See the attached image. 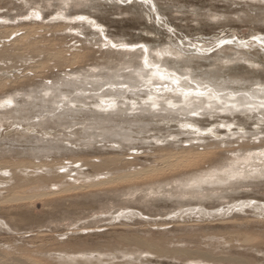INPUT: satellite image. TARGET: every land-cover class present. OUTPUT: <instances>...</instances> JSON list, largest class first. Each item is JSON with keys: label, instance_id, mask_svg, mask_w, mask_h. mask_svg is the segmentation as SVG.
Segmentation results:
<instances>
[{"label": "bare ground", "instance_id": "6f19581e", "mask_svg": "<svg viewBox=\"0 0 264 264\" xmlns=\"http://www.w3.org/2000/svg\"><path fill=\"white\" fill-rule=\"evenodd\" d=\"M23 1L39 5L29 6L30 11L17 22L19 24L13 26L10 18L0 15V64L8 66L5 71L0 70L3 75L0 76V124H5L6 117L15 112L17 103L24 102L23 99L17 101L21 99L16 98L19 89L25 90L28 97L39 89L49 95L50 89L54 92L62 83L72 86L75 82L89 81L88 85L97 86L99 81L107 80L103 75H108V80L114 82L107 83L108 88L102 84L98 89L100 94H93L90 103H83L86 108L79 110L80 117L74 118L78 111L72 110L60 116L59 122L51 117L49 123L61 126L70 119L75 120L74 125L106 123L111 131L113 124L128 129L152 130L158 123L175 121L176 128L168 125L172 127L169 128L171 134L188 136L175 140L177 137L170 135L172 141L166 145L158 144L162 141L157 139V144L138 153L139 148L126 143L131 139L123 131L117 132L116 138L108 136L98 142L102 143L99 145L96 144L98 137L94 136L83 142L87 148L78 145L75 149V153L81 154L79 157L67 159L60 158V154L64 155L70 148L43 142L48 141L52 133L39 134L38 123L0 128V159L8 160L0 162V237L11 231L3 217L11 213L24 221L25 215L21 216L18 210L27 207L31 201L65 214L71 212L74 197L87 201L96 195H111L117 197L115 200L128 203L133 202L135 195V200H140L138 203L155 197L154 200L161 199L157 208L168 207L173 203L169 200L174 197L181 201L192 197L195 202L187 199L180 203L182 208L186 207L184 210L172 208L170 213L163 215H151L144 209L123 205L125 208H119L117 212L128 213L127 216H116V212L106 218L108 223L103 221V225L90 224L91 221L83 219L79 221L83 225L76 231L54 234L50 238L45 235L50 233L48 229L18 232L23 246H6L8 241L0 242V264H105L109 259L115 260L110 264H135L134 261L160 264L162 262L157 259L176 256L182 258L181 262L171 259L177 264H248L234 256L240 252L231 248L260 252L264 247V203L254 200L250 193H244L249 191L245 188L264 184V181L256 182L264 179V33L250 38L221 39L203 31L193 42H185V45L180 40L177 45L170 37L167 39L165 30H159L162 25L147 24L141 16L146 12L149 21L157 16L160 23L170 25L173 18L164 21L160 9L169 7L171 2L133 0L128 4L126 2L131 0H110L123 6L113 5L111 12L106 9V0H60L54 11L49 10L46 0L42 5V0ZM7 4L14 5L10 1ZM62 5L70 7L67 14L59 12ZM77 6L80 9L74 10ZM115 15L127 16L124 21L132 22L126 34L147 41L152 38L132 32L149 34L150 31L161 34L163 41H153L150 47L142 42L127 43L108 38L102 28L120 23L121 20L113 19ZM51 16L54 17L50 19ZM66 30L68 33L62 34ZM84 30L96 36L97 48H94L96 41L88 39L89 35L79 37ZM184 49L195 51L187 53ZM170 56L185 60L173 62ZM123 65L126 67L120 70H127L121 75L105 71ZM201 67L204 68L202 72L198 70ZM18 70L20 74L13 72ZM197 70L201 73L223 71L220 72L223 79L212 82ZM68 104L74 105L72 100H67L64 107ZM203 122L207 123L205 128ZM75 132L83 131L77 127ZM60 140L73 143L65 134ZM53 151L56 152L55 159L40 160L38 154L49 155ZM20 158L27 159L18 160ZM203 185L208 186L207 191ZM235 193L239 195L237 200L231 197ZM213 198L217 201L206 202ZM122 219L128 221L122 224L123 228L137 233L108 231L115 222L125 221ZM212 221H222V226L227 225L232 230L226 235L200 237L203 229L211 228L207 225ZM155 231L158 233L150 234H173V238L149 240L139 236ZM90 235L107 238L104 244L116 240V253L122 255V260L118 262L117 256H111L105 247L92 250L76 246ZM200 238L212 247L189 249L185 244L174 242L197 245ZM216 242L223 247L218 254L214 252L215 247L220 246ZM166 246L171 248L168 250ZM142 249L148 250L154 260L152 257L141 258Z\"/></svg>", "mask_w": 264, "mask_h": 264}, {"label": "rangeland", "instance_id": "374dc122", "mask_svg": "<svg viewBox=\"0 0 264 264\" xmlns=\"http://www.w3.org/2000/svg\"><path fill=\"white\" fill-rule=\"evenodd\" d=\"M7 1L13 2L14 5L7 4ZM48 1L46 0L45 2L48 3L47 5L49 7V10H51L50 8H52V11L57 10L58 6H55V5L58 2H60V0H52V2H51V0H50V2H48ZM98 1L103 2L104 0H98ZM132 1L133 0H131L130 2L127 1L126 3L131 4ZM162 1H164V2H162ZM165 1L166 0H160V1L158 0V2H160L161 4H164V3L168 4L171 2L169 7L165 8L163 6V8L160 9V12L163 15L162 18L164 21H166V18H168L170 20H171V18H173L170 21V25L167 24V26H165V24L163 25L162 23H160L158 21L159 19H157V16H154L153 20L149 21V19L148 18L146 19V17H145L146 12H142L141 16L144 17L147 24H152L155 27L159 26V24L162 25V26H159V30H161V29L165 30V32L168 35L167 39H169V37H170V41L177 43V45H180V40L185 45H186L185 42H191V41L193 42L194 40L199 38V36H201L203 31L211 32V36L214 35L215 38H221V39L223 37L227 38V37H232V36L240 38V39L247 38V37L250 38L252 36L258 35L260 32L262 34L264 33V0H227V1H225V0H170V1L167 0L166 2ZM42 2H44V0H42ZM42 2L41 3L39 2L40 5L45 4V2L44 3H42ZM104 2L107 4L106 9L111 10V12L113 11V9H112L113 5L117 4L116 5L117 7H123V6L118 5V3L115 4L113 2H110V0H106ZM38 5L39 4H33L32 2L26 4V3H24L23 0H17V1L16 0H2V1L0 0V15L7 17V19L10 18L9 20L13 21L12 25L15 26V25L19 24L17 22H21V20H23V16L25 15V13L27 11L28 12L30 11V7H38ZM50 5H52V6H50ZM123 5H126V4L123 3ZM1 8H3V9H1ZM4 8H6V9H4ZM74 8H75L74 10H79L80 6H77ZM69 9H70V7H64L62 5L59 12L67 14V11ZM150 9H151V12L153 14V10L151 7H150ZM141 11H143V10H141ZM145 11H146V9H145ZM91 12H93V11H91ZM166 13L170 14L171 16L166 15ZM215 13H216V15H215ZM53 17L54 16H51L50 19ZM20 18H22V19H20ZM114 18H116L117 20H121V22L117 23L113 26H110L108 28L106 26H104L102 28L103 34H105L108 38L112 37L113 40H123L127 43L142 42L144 44H148L150 47L153 46V41H157L158 43L163 41V37L161 36V34L159 35L155 32H150V31H149V34H146V32H143V31H138V32L133 31L132 32V33H135V35H142V36H144V38H146L147 36L152 38V39L149 38V40H147V41H142L137 36H130V35L126 34L127 33L126 29L130 25H132V22L131 21H124L127 18V16L123 17L122 15L121 16L115 15L113 17V19ZM121 18H123V21ZM260 19L262 21H260ZM44 22H46V21H44ZM9 24H11V22ZM152 25H150V26H152ZM260 29H261V31H260ZM157 30H158V28H157ZM161 32H162V30H161ZM199 32H200V34H199ZM66 33H68L67 30L64 31L62 34H66ZM83 35H89L88 39L90 38V40H92V42H94V40H95L97 43V38L95 35H93L92 32L89 34L87 31L84 30V31H82V34H80L79 37H81ZM226 38H223V39H226ZM73 42H75V40H73L72 43ZM214 45L216 46V44H214ZM97 47H98V43L94 46V48H97ZM184 50L187 53H192L193 51H195V50L188 51L187 49H184ZM174 57H179V55H175ZM169 58L173 62H177V63H182L183 60H185L184 57H182L181 59H175V58L170 56ZM19 64L20 63H17V65H19ZM232 64H234V63H232ZM0 65L2 66V67H0V70H2V71L3 70L5 71L6 68L8 67L6 64H0ZM122 67H126V66H124V65L118 66L115 69H109V70L106 69L105 71H109L111 74L113 72H116L118 75H121L122 72L127 70V69L124 71L120 70V68H122ZM22 68H24V67H22ZM206 68H209V66ZM203 69L204 68L201 67L198 70H201V72H202V71H204ZM20 70H21V68H20ZM198 70H197V73H199L201 76L206 74L205 78H208L212 82H216L217 80L223 79V74L220 73L223 71L219 72L218 70H214V71H209V73H206V72L201 73V72H198ZM220 70H223V69H220ZM13 72L20 74L21 71L18 70V71H13ZM0 76H1V78L3 77L1 71H0ZM103 76H105L107 80L99 81V84L97 86L88 85L89 81L75 82L72 86L63 85V83L62 84L58 83L61 85H57L56 87H57V89L60 88V90L56 89L54 92H52V90L50 89L49 91H51V93H49V95H45V92L44 93L39 92V90H40L39 89L36 94L32 93L30 95V97H28L24 94V92H26L25 90L22 91L21 89H19V91L16 92V93H18L16 98H21V99H19L17 101L20 102V100L23 99L24 102H20V103L16 104L15 112L6 117L5 124H0V128L3 129L6 126H9L10 128H13V127L19 128L20 126H23V125L28 126V124H29L32 126V123H38L39 124L38 125L39 134H42L43 132L52 133V135L48 138V141H43V142H49L50 145L51 144H54V145H62L63 144V145H67L70 148V151L64 152V155L60 154V156H61L60 158L63 157V158H67V159H74L76 157H79L81 154L75 153L74 152L75 149H78V145H81L83 148H87L83 144L88 142L89 139L91 137H94V136L98 137V138H96V141H97L96 144L99 145L102 143H98V142L104 140L105 138H108V136H112V137L116 138L117 132L122 133V131H123V133L126 136H129L131 139V142H126V143L130 147H134L136 149L139 148L137 150V153L141 152V150L143 152L144 149H146V148L147 149L151 148L152 144H157V143H155V141L157 139L159 141H162L161 143L159 142L158 144L166 145L168 143V141L169 142L172 141L173 137H177V138H175V140H178L179 138L185 139L182 136H185V137L188 136V135L187 136L186 135L175 136V134L174 135H173V133L171 134L172 130L170 131V129L172 127L176 128L178 126L175 121L174 122H163L161 124L158 123L157 127H155L156 129L153 128L152 130H148V129L147 130H141V129H137V128L128 129V128H123L120 124H113V125H110V126H112L111 131L106 126V123L95 124L93 122V123L87 124V125H85V124L74 125L75 120H73V119H70V121L62 122L61 126H54V125L49 123L50 119L54 118L55 121H58V118L60 116H63L72 110L78 111L77 114L74 116V118L80 117L81 114H80L79 110H82V108H86L85 106H83V103H85V104L90 103L91 99H89V98L92 97L93 94H96V93L100 94V90H98V89L102 86V84H105L104 87L108 88V86L106 84L109 82H114L113 79L108 80V78H109L108 75H103ZM65 82H69V81L65 80ZM176 97H178V96H176ZM171 99H173V98H171ZM67 100L68 101L72 100V103L74 105L72 106V105L68 104L67 106L64 107V104ZM75 102H79V103H75ZM54 103H56L57 105H55ZM74 106H76V107H74ZM51 117H53V118H51ZM200 119H202V117ZM206 124L207 123L203 122L202 127L205 128ZM168 125H170L172 127H170ZM65 126H69V127H65ZM70 126H73V127H70ZM77 127H80L83 132H80V133L75 132ZM161 129H163V130L161 131ZM39 134H37V135H39ZM63 134L70 136L73 143L72 144L69 143L68 140H60L61 136ZM170 135H172L173 137ZM170 137H172V138H170ZM189 137H193V136L189 135ZM83 142H85V143H83ZM174 144L176 146H178L180 143H177V144L174 143ZM184 144H188V143H183V145ZM142 146H144L145 148H143ZM34 148H36V147H34ZM39 148L40 147H37L36 149L39 150ZM129 152H131V151H129ZM55 153L56 152L53 151L49 155H45V154H38V155L40 157V160H51V159H55V157H56ZM23 159H27V158H20L18 160H23ZM3 161H8V160H1L0 159V162H3ZM28 161H30V160L28 159ZM36 161H38V160H36ZM72 174H74V173H72ZM261 181H264V179H257L256 180L257 183H260ZM253 182H255V181H253ZM203 187L207 188L206 191L208 190L207 185H203ZM245 189H249V191L248 190L244 191V193H250L249 196H251L254 200H256V201L261 200V202L264 203V184L261 186H256L254 188H245ZM238 191L243 192V189H238ZM228 192H230V189L228 190ZM93 197L94 198H90L87 201H83L86 199L82 198V197H79V198L74 197L72 199L73 207L69 209L71 212L68 214H65L62 211H54L53 208H46L45 209L41 206L40 202H38V201L32 202L31 201L27 205V207H22L21 210H18L21 216L23 214L25 215L24 221L20 220L17 215H14L11 213H10V215L3 217L6 220V224H8V226L11 228V231L1 234L0 242L5 243V241H8V244H6V246L15 244L18 247H21V246H23V243L20 241L19 236L23 232H27L30 230H37L38 228L39 229L40 228L48 229V231H50V233L47 232L45 235H50L49 236V238H50L54 234L66 233V232H70L71 230L76 231L75 229H77L78 226L83 225V223H79V221H83V219H87V221H91L90 224L99 223V225H103L105 223H108L106 218L113 216L118 211L119 208H125V207H122L123 205L129 206V207L135 208V209H141V210L144 209L146 211H149L151 213V215H163L166 212L170 213L172 208L178 207V208H181V210H184L186 207L182 208L180 203L187 201V199H189V201L192 200L195 202V199H191L192 197H188L187 199H184L183 201L178 200L179 197H174L176 199H174V198L170 199L169 202H171V200H173V203H170L168 207L157 208L156 204L161 199L154 200L155 197L146 199L145 202H140V203H138L140 200L139 201L135 200L137 195H135V197H133V202H131V203H128V202H126L124 200H120V199L115 200L117 197H114L111 195L109 197H105V196H101V195H96ZM231 197H232V199L237 200L239 198V195H238V193H235ZM240 199H244V198H240ZM215 201H217V199H215V198L211 199V201L206 200V202H209V203L210 202L214 203ZM80 203H82V205H80ZM23 205H25V204H23ZM30 205H32V208L29 207ZM248 211L251 212V210H248ZM144 213H146V212L144 211ZM255 213H258V212H255ZM127 214L128 213L117 212L115 215L116 216H120V215H122V216L126 215L127 216ZM15 219H19V221H16ZM49 220H52V222L50 224L47 223ZM122 220H125V219H122ZM75 221H77V223H79V225H77V223H75ZM103 221H105V223ZM123 223H128V221L127 220H125L124 222L123 221L122 222L117 221L108 227V229H109L108 231L109 232H115L118 230V232L119 231H127L128 233H132V232L137 233L133 230H127V229L123 228L122 227ZM221 223H222V221L218 222V223L215 221H212L211 224L207 225L208 227H211V228L210 229H207V228L203 229L202 230L203 233L200 234V237H203L204 235H209V234L226 235L227 233H229L232 230L227 225L222 226ZM32 226H34V228H31ZM18 228L21 231H17L16 229H18ZM18 232H21V233H18ZM150 233H158V232H156V231L155 232H144V233H142V235H139V236L143 237L144 239H149V240L150 239L158 240V239L163 238V237H165L166 240L173 238V234H168V235L167 234H163V235L157 234L155 236H152ZM106 239L107 238H105V237L98 238V237H96V235H90L86 241H83V242L79 241L76 244V246L79 248H87V249H92V250H95V248H97V247H99V248L105 247L108 249V253L111 256H117L116 259H118L117 261L120 262L122 260L121 259L122 255H118L116 253V250H118V247H117L118 242L116 240L112 239V240H110L109 243L104 244ZM194 241H197V240H194ZM170 242H173V241H170ZM174 242L175 243L179 242L180 243L179 245L185 244V248H189V249H194V247H197V248L202 249V250H208L209 248L212 247L208 241L204 240V238H200L199 241H197L198 242L197 245L181 243L180 241H174ZM216 243L220 245L219 247H215V249H214V252L218 254V253H221L223 251V249H222L223 247H222V244L220 242H216ZM165 248L169 250V248H171V246H166ZM231 250L240 252V253H234V256L241 258L242 260L246 261L248 264H264V247H262V251L260 250V252H256L254 250L243 249V248L242 249L231 248ZM147 251L148 250H146V249L141 250V252H143L141 255V258H143V259L147 258L148 259V258L152 257V260H154V256H152ZM191 256L194 257L193 254H191ZM155 258H157V257H155ZM171 259H176V260L179 259V262H181V260H182V258H178V256L172 257ZM171 259H160L159 258L157 260L162 262V263L158 262L160 264H169V263L177 264L178 263L176 260H171ZM109 260L110 261L105 262V264H110L111 262H115V260H111V259H109ZM126 263L129 264L128 262H126ZM134 263L139 264L138 261H134ZM140 264H147V263L145 261H142Z\"/></svg>", "mask_w": 264, "mask_h": 264}]
</instances>
